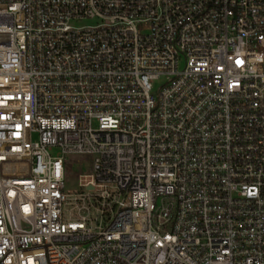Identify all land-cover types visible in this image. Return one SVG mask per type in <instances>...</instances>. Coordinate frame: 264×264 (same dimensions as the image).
I'll return each mask as SVG.
<instances>
[{"label": "built area", "instance_id": "1", "mask_svg": "<svg viewBox=\"0 0 264 264\" xmlns=\"http://www.w3.org/2000/svg\"><path fill=\"white\" fill-rule=\"evenodd\" d=\"M0 264H264V0H0Z\"/></svg>", "mask_w": 264, "mask_h": 264}, {"label": "rangeland", "instance_id": "2", "mask_svg": "<svg viewBox=\"0 0 264 264\" xmlns=\"http://www.w3.org/2000/svg\"><path fill=\"white\" fill-rule=\"evenodd\" d=\"M96 19H85L79 22H74L76 26H93L97 24ZM160 82L155 83V89L159 86ZM59 153V150H54L52 154L56 155ZM95 156L92 154H67L65 155V169H66V180L67 188L71 191L80 190L78 184L84 183V176L90 173V167L93 164ZM81 175V177L79 176ZM71 218H75L76 215L74 212H71Z\"/></svg>", "mask_w": 264, "mask_h": 264}]
</instances>
